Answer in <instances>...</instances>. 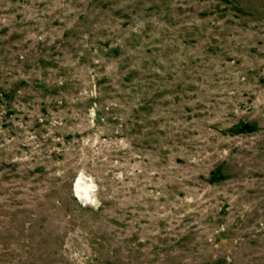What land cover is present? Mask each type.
<instances>
[{"label":"rangeland","instance_id":"obj_1","mask_svg":"<svg viewBox=\"0 0 264 264\" xmlns=\"http://www.w3.org/2000/svg\"><path fill=\"white\" fill-rule=\"evenodd\" d=\"M0 264H264V0H0Z\"/></svg>","mask_w":264,"mask_h":264},{"label":"bare ground","instance_id":"obj_2","mask_svg":"<svg viewBox=\"0 0 264 264\" xmlns=\"http://www.w3.org/2000/svg\"><path fill=\"white\" fill-rule=\"evenodd\" d=\"M80 179H81V178H80ZM80 179H79V178L77 179V181H76V185H75V186H76L77 193H78V196H79V195L81 196L82 189L84 188V187L81 188V186H80V184H79V183H80ZM81 180H82V179H81ZM86 190H87V189H86ZM86 190H85V193H87ZM83 191H84V190H83ZM83 194H84V193H83Z\"/></svg>","mask_w":264,"mask_h":264}]
</instances>
